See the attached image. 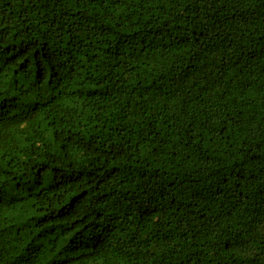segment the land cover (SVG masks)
<instances>
[{"label":"trees","instance_id":"1","mask_svg":"<svg viewBox=\"0 0 264 264\" xmlns=\"http://www.w3.org/2000/svg\"><path fill=\"white\" fill-rule=\"evenodd\" d=\"M0 264H264V0H0Z\"/></svg>","mask_w":264,"mask_h":264}]
</instances>
